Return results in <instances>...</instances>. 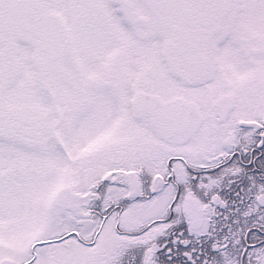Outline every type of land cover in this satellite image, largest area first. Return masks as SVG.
Here are the masks:
<instances>
[{
    "label": "snow or ice",
    "instance_id": "1",
    "mask_svg": "<svg viewBox=\"0 0 264 264\" xmlns=\"http://www.w3.org/2000/svg\"><path fill=\"white\" fill-rule=\"evenodd\" d=\"M0 264H264V0H0Z\"/></svg>",
    "mask_w": 264,
    "mask_h": 264
}]
</instances>
